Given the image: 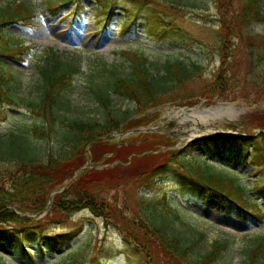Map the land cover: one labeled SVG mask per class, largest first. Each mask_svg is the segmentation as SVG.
I'll return each instance as SVG.
<instances>
[{"label": "rangeland", "instance_id": "374dc122", "mask_svg": "<svg viewBox=\"0 0 264 264\" xmlns=\"http://www.w3.org/2000/svg\"><path fill=\"white\" fill-rule=\"evenodd\" d=\"M6 2L22 4L21 11L28 8L32 17H21L0 29L27 47L22 53L0 57L4 89L16 99L35 98L38 62L49 53L74 60L81 72L67 98L70 115L78 120H105L90 81L103 68L107 75L114 71L116 77L126 76L134 54L148 60L151 74L177 60L202 68L160 100L158 107L142 114L133 101L111 94L112 118L119 127L107 133L104 142L84 150L91 159L92 154L108 150L101 147L105 142L115 145L114 153L97 165L89 162L88 167L97 171L90 182H99L90 188L92 196H78L81 201L75 211L50 210L30 236L16 224L0 223V231L9 234L10 241L15 239L28 248L37 247L42 235H75L74 239L55 253L45 249L42 256L31 254L32 261L0 242V256L6 264H55L67 249L80 262L86 260L85 264H91L99 252L103 264H197L216 242L225 246L214 264H247L254 242L264 236V0L258 2L257 18L250 11L245 13L249 0H195L194 7L176 0ZM206 87L216 88V94H207ZM20 103L0 107V136L13 130L18 121L29 122L31 114ZM193 114L209 117L208 134L226 138L220 150L230 164L213 161L199 141H190ZM148 141H159L149 145L156 151H149ZM190 166L223 179L227 176L251 201L259 202L263 215L258 213L259 220L236 216L232 203H222L191 181L192 177L197 181L198 175L190 173ZM78 174L75 171L71 178ZM76 177L64 182L70 181L63 200L78 195L73 194L74 187L69 189ZM244 197L242 205L249 202ZM86 200L102 203L103 210L116 215L115 220L101 216L98 209L89 207L95 204ZM156 210L164 212L170 234L191 250L172 258L171 250L162 248L143 220L144 213L161 218Z\"/></svg>", "mask_w": 264, "mask_h": 264}, {"label": "trees", "instance_id": "16d2710c", "mask_svg": "<svg viewBox=\"0 0 264 264\" xmlns=\"http://www.w3.org/2000/svg\"><path fill=\"white\" fill-rule=\"evenodd\" d=\"M166 1L173 2L174 0ZM182 2L190 7L197 5L195 0H176V3ZM258 2L259 0H249L245 9L246 15L250 11L255 18L259 16ZM6 3V0H0V29L14 24L21 17H32L28 8L22 7L23 11H21L22 4L4 5ZM58 8V6H54L52 9L56 11ZM155 20L159 21V18H155ZM0 32V57L12 55L16 51L22 53L27 48L21 45L20 39L5 35L3 30ZM149 65L150 63L146 58L134 54L130 71L126 76L116 77L114 71L107 75L108 71L103 68L99 76L92 77L90 81L91 93L104 110L105 122L98 123L96 121L78 120L70 115L71 102L67 98V91H69L73 79L80 74L81 66L78 62L71 59H61L60 56L49 53L35 67L38 80L34 89L37 97L27 96L26 99L22 100L14 98L4 89L5 73L4 67L0 64V107L16 105L19 100L21 101L20 104L23 105L22 107L31 114L29 122L18 121L13 130L4 136H0V223L16 224L21 228V233L28 236L32 230L41 226V220L20 217L16 212L29 215L42 213L47 207L51 193L62 188L64 182L89 160H87L88 156L85 155L84 150L86 148L91 149L90 146L99 145V142H104L107 133L118 129L119 122L112 118L114 114L110 106L111 94L133 101L137 106L138 113L142 114L148 109L158 107L161 103L160 100L164 97L167 98V95L177 85L191 80L202 69L198 63L177 60L165 63L156 69V74H151ZM206 91L207 94H216L217 92L216 88L211 89V87H206ZM219 93L221 92L219 91ZM5 115L6 113L3 112V117ZM150 136L157 139L162 138L156 134H150ZM157 143L159 141H148L145 144L149 146L157 145ZM222 144V138L203 142V146L207 149L212 160L221 164H230V161L225 158V154L220 150ZM114 146V144L105 142L101 147L108 150L100 151L97 155L92 154L90 161L97 165L107 155L114 153ZM156 149L154 146H149L151 152L156 151ZM187 169L191 171L190 173L193 172L198 175L197 181L193 179L191 181L199 183L203 189L215 194L222 203H232L238 214L254 218V213L248 209L256 210V203L249 201L250 203L246 202L245 205H242L240 200L246 201L244 190L227 176L223 179L217 173L210 171L207 173L205 168L196 169L190 166ZM95 172L97 171L93 166L91 169L86 168L80 172L69 187V189L74 187L76 191L74 190L73 194L78 193V195L70 200H63V193L66 190L55 195L51 200L49 211L56 208L63 213L67 212L68 209L75 211L76 205L81 201L77 197L82 194L87 197L92 196L90 188L99 185V182L96 184L90 182L92 174ZM86 201L92 202V200ZM92 203L96 207L89 206L91 209L96 208L101 216L102 214L107 215L110 219L115 220L116 215L110 213V210H103V207L100 206L102 203L96 201ZM154 212L161 218L158 217V219L153 213H144V223L148 229L152 230L151 233L155 234L162 248L167 251L168 249L171 250L174 255H170V257L180 256L179 254H183L185 249L191 250L190 246L185 247L179 238L170 234L169 221L168 219L164 220L162 216L164 212L157 210ZM50 219L53 220L54 217ZM125 230L128 231V229ZM16 234L19 235L20 233L16 232ZM74 237L75 235L66 236L63 234L42 235L37 247L28 248L15 239L10 241L9 234L5 235L4 232L0 231V242L12 247V250H18L22 257L28 258L29 261L34 259L33 253L42 256L45 249L55 253L56 248H63ZM224 246V243L216 242L208 254L197 264H214ZM142 247L150 250L146 244H142ZM149 250H146L148 254ZM73 252L70 249L65 250L58 256L59 260L55 264H85L86 260L80 262V258ZM100 254L101 252L91 259V264L104 263ZM246 263L264 264V237L254 242V246L248 252ZM0 264H6L1 256Z\"/></svg>", "mask_w": 264, "mask_h": 264}, {"label": "bare ground", "instance_id": "6f19581e", "mask_svg": "<svg viewBox=\"0 0 264 264\" xmlns=\"http://www.w3.org/2000/svg\"><path fill=\"white\" fill-rule=\"evenodd\" d=\"M227 111V110H226ZM190 118H193L195 120V123L197 126L201 124H205L207 121L209 122V117L208 116H200V115H191Z\"/></svg>", "mask_w": 264, "mask_h": 264}, {"label": "water", "instance_id": "95a60500", "mask_svg": "<svg viewBox=\"0 0 264 264\" xmlns=\"http://www.w3.org/2000/svg\"><path fill=\"white\" fill-rule=\"evenodd\" d=\"M68 182H69V181H68ZM68 182H67V183H68Z\"/></svg>", "mask_w": 264, "mask_h": 264}]
</instances>
